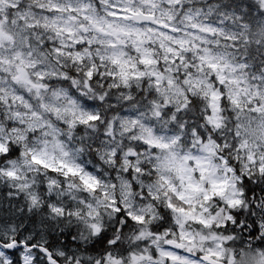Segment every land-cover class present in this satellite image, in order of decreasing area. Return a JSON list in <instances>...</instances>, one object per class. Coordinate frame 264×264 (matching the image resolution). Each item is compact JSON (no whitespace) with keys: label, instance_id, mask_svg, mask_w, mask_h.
Returning a JSON list of instances; mask_svg holds the SVG:
<instances>
[{"label":"clouds","instance_id":"1","mask_svg":"<svg viewBox=\"0 0 264 264\" xmlns=\"http://www.w3.org/2000/svg\"><path fill=\"white\" fill-rule=\"evenodd\" d=\"M0 264H264V0H0Z\"/></svg>","mask_w":264,"mask_h":264}]
</instances>
